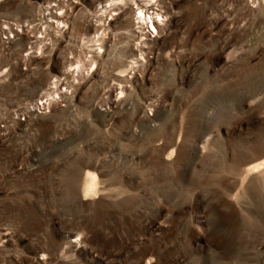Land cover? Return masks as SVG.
<instances>
[{"label": "rangeland", "instance_id": "1", "mask_svg": "<svg viewBox=\"0 0 264 264\" xmlns=\"http://www.w3.org/2000/svg\"><path fill=\"white\" fill-rule=\"evenodd\" d=\"M0 264H264V0H0Z\"/></svg>", "mask_w": 264, "mask_h": 264}, {"label": "bare ground", "instance_id": "2", "mask_svg": "<svg viewBox=\"0 0 264 264\" xmlns=\"http://www.w3.org/2000/svg\"><path fill=\"white\" fill-rule=\"evenodd\" d=\"M142 14H143V12H142ZM145 19H146V14H145ZM149 23V22H148ZM152 26L155 28V26L152 24Z\"/></svg>", "mask_w": 264, "mask_h": 264}, {"label": "built area", "instance_id": "3", "mask_svg": "<svg viewBox=\"0 0 264 264\" xmlns=\"http://www.w3.org/2000/svg\"><path fill=\"white\" fill-rule=\"evenodd\" d=\"M40 104H41L42 106H44V103H43V102H41Z\"/></svg>", "mask_w": 264, "mask_h": 264}]
</instances>
